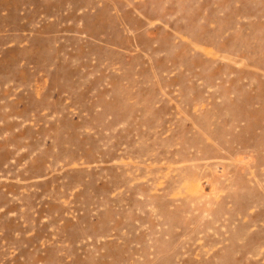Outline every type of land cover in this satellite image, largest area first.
Wrapping results in <instances>:
<instances>
[{
  "label": "rangeland",
  "instance_id": "rangeland-1",
  "mask_svg": "<svg viewBox=\"0 0 264 264\" xmlns=\"http://www.w3.org/2000/svg\"><path fill=\"white\" fill-rule=\"evenodd\" d=\"M0 264H264V0H0Z\"/></svg>",
  "mask_w": 264,
  "mask_h": 264
}]
</instances>
